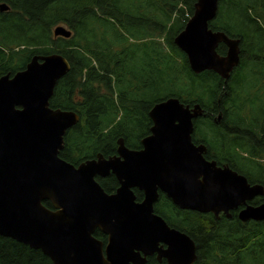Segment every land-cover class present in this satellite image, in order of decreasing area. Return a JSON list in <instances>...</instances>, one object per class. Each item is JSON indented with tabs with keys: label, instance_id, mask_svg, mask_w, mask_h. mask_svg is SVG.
Segmentation results:
<instances>
[{
	"label": "trees",
	"instance_id": "16d2710c",
	"mask_svg": "<svg viewBox=\"0 0 264 264\" xmlns=\"http://www.w3.org/2000/svg\"><path fill=\"white\" fill-rule=\"evenodd\" d=\"M196 1L0 0L8 6L0 10V77L24 69L36 54L67 58L71 68L57 82L50 106L80 116L60 151L74 165L116 155L120 138L140 149L153 124L150 109L174 96L204 109L195 120V143L208 145L219 163L232 166L235 157V170L264 185V133H249L253 121L264 130V0L219 1L210 27L241 41L240 64L226 84L215 71L195 73L174 41ZM58 25L71 36H55ZM226 51L220 44L218 52ZM207 111H222L220 124ZM97 180L109 193L119 186L113 174ZM135 193L142 200L143 192ZM261 202L264 196L251 201ZM44 204L53 209L50 201ZM155 211L193 238L195 264H264V220L243 222L237 211L216 217L181 209L162 192ZM95 236L107 241L99 230ZM0 264L54 263L40 249L0 235ZM146 264L167 262L150 256Z\"/></svg>",
	"mask_w": 264,
	"mask_h": 264
},
{
	"label": "water",
	"instance_id": "95a60500",
	"mask_svg": "<svg viewBox=\"0 0 264 264\" xmlns=\"http://www.w3.org/2000/svg\"><path fill=\"white\" fill-rule=\"evenodd\" d=\"M219 1L197 0L174 41L195 73L215 71L226 84L240 64L241 48L240 39L210 27ZM71 34L64 25L54 28L55 36ZM220 44L227 47L223 55ZM70 68L60 53L36 54L24 69L0 77L1 236L40 249L54 264H146L154 255L167 264H195L193 238L155 211L161 192L181 209L218 217L242 207L243 222L264 220V202L251 203L264 196V185L208 160L207 145L193 141L195 120L204 113L199 103L174 96L155 103L140 149L120 138L116 155L98 154L78 165L63 159L65 134L80 116L52 108L50 98ZM111 174L119 186L109 193L97 177ZM97 230L106 242L95 236Z\"/></svg>",
	"mask_w": 264,
	"mask_h": 264
},
{
	"label": "flooded vegetation",
	"instance_id": "af4514ba",
	"mask_svg": "<svg viewBox=\"0 0 264 264\" xmlns=\"http://www.w3.org/2000/svg\"><path fill=\"white\" fill-rule=\"evenodd\" d=\"M241 42V41H240ZM240 45H241V43H240ZM241 47V46H240ZM242 54V53H241ZM241 54H240V61H241ZM262 58L263 59H261V60H263L264 61V56H262ZM263 66V65H262ZM234 71V70H233ZM207 114H210V115H212V120L213 121H215L216 123H219L220 124V122H221V120H222V117H223V112L222 111H219L218 113H215L214 111L213 112H208L207 111ZM219 114H221V117H220V119H217V117L219 116ZM206 115V114H205ZM235 126V125H234ZM254 126V129L253 130H249V133H250V135H252L253 137H257V133H264V130H262V129H260L258 126L256 127L255 126V121H253V123H252V127ZM234 132H235V129H234ZM234 138H235V134H234ZM235 140V139H234ZM235 142V141H234ZM205 144V143H204ZM216 154H212V153H210V149H209V147H208V145H207V151H206V153H205V157L208 159V160H216L217 161V159H216V156H215ZM235 156V155H234ZM217 164L218 165H220V166H224L225 164H227V163H219L218 161H217ZM227 165H229V164H227ZM233 170H235V157H234V161H233V167L231 166V165H229ZM237 171V170H236ZM240 173V172H239ZM257 197H260V196H257ZM256 198V197H255ZM254 198V199H255ZM242 207H239V208H237V209H233V210H231V216H227L226 214H224V212H221L220 214H219V216L218 217H220V215H222V214H224V215H226L227 217H232V212H233V214L235 215V211H237L238 213H239V210L241 209ZM217 217V216H216ZM155 256V255H154ZM157 258V257H156Z\"/></svg>",
	"mask_w": 264,
	"mask_h": 264
},
{
	"label": "bare ground",
	"instance_id": "6f19581e",
	"mask_svg": "<svg viewBox=\"0 0 264 264\" xmlns=\"http://www.w3.org/2000/svg\"><path fill=\"white\" fill-rule=\"evenodd\" d=\"M213 66H214V68H215L218 72H220L221 74H223V73H222V70H221V67L216 66V65H213Z\"/></svg>",
	"mask_w": 264,
	"mask_h": 264
},
{
	"label": "rangeland",
	"instance_id": "374dc122",
	"mask_svg": "<svg viewBox=\"0 0 264 264\" xmlns=\"http://www.w3.org/2000/svg\"><path fill=\"white\" fill-rule=\"evenodd\" d=\"M131 1V4L134 5V3H137L139 0H130ZM67 27V26H66ZM68 28V27H67ZM221 116H218L217 119H220Z\"/></svg>",
	"mask_w": 264,
	"mask_h": 264
}]
</instances>
